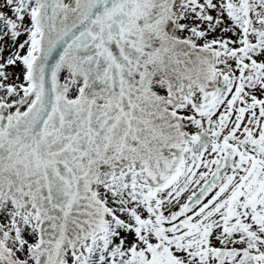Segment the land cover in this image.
<instances>
[{"label":"snow or ice","instance_id":"6c2138e0","mask_svg":"<svg viewBox=\"0 0 264 264\" xmlns=\"http://www.w3.org/2000/svg\"><path fill=\"white\" fill-rule=\"evenodd\" d=\"M0 264H264V0H0Z\"/></svg>","mask_w":264,"mask_h":264}]
</instances>
